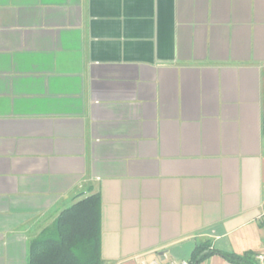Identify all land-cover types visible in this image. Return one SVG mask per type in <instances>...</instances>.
I'll list each match as a JSON object with an SVG mask.
<instances>
[{
  "label": "crops",
  "instance_id": "0c3cea01",
  "mask_svg": "<svg viewBox=\"0 0 264 264\" xmlns=\"http://www.w3.org/2000/svg\"><path fill=\"white\" fill-rule=\"evenodd\" d=\"M95 196L104 264L264 255V0H0V264Z\"/></svg>",
  "mask_w": 264,
  "mask_h": 264
},
{
  "label": "trees",
  "instance_id": "16d2710c",
  "mask_svg": "<svg viewBox=\"0 0 264 264\" xmlns=\"http://www.w3.org/2000/svg\"><path fill=\"white\" fill-rule=\"evenodd\" d=\"M98 199L80 200L44 228L29 245L28 264H104L100 257ZM206 254L200 249L188 264H195ZM238 264H259L248 256L222 254Z\"/></svg>",
  "mask_w": 264,
  "mask_h": 264
},
{
  "label": "built area",
  "instance_id": "2783aa9c",
  "mask_svg": "<svg viewBox=\"0 0 264 264\" xmlns=\"http://www.w3.org/2000/svg\"><path fill=\"white\" fill-rule=\"evenodd\" d=\"M257 260L261 263V264H264V255H259L257 256ZM152 264H160L159 262L157 261H153ZM167 264H188L187 261H181V262H174V261H170L169 263Z\"/></svg>",
  "mask_w": 264,
  "mask_h": 264
}]
</instances>
